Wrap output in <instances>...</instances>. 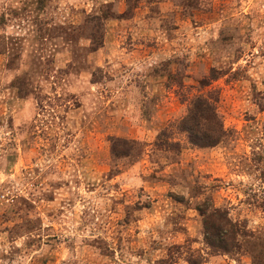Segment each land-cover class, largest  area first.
I'll return each instance as SVG.
<instances>
[{
	"label": "rangeland",
	"instance_id": "374dc122",
	"mask_svg": "<svg viewBox=\"0 0 264 264\" xmlns=\"http://www.w3.org/2000/svg\"><path fill=\"white\" fill-rule=\"evenodd\" d=\"M208 94L229 135L199 148L171 125ZM189 259L264 264V0H0V264Z\"/></svg>",
	"mask_w": 264,
	"mask_h": 264
},
{
	"label": "trees",
	"instance_id": "16d2710c",
	"mask_svg": "<svg viewBox=\"0 0 264 264\" xmlns=\"http://www.w3.org/2000/svg\"><path fill=\"white\" fill-rule=\"evenodd\" d=\"M216 96L214 94L197 95L189 102L187 113L171 127L182 133L186 141L199 148H212L229 135L224 128L221 117L216 107ZM157 148L179 150V143L170 138L168 130L161 132L154 144ZM112 153L118 155H129L132 145L127 141L114 140L111 146ZM195 210L202 217L203 239L212 249L222 253H231L237 248V227L224 210L210 208L208 202L196 206ZM192 264H197V259H189Z\"/></svg>",
	"mask_w": 264,
	"mask_h": 264
}]
</instances>
